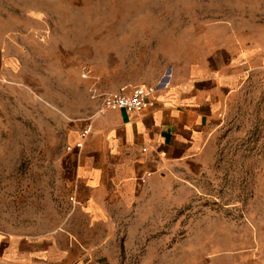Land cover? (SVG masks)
I'll use <instances>...</instances> for the list:
<instances>
[{
	"label": "rangeland",
	"instance_id": "rangeland-1",
	"mask_svg": "<svg viewBox=\"0 0 264 264\" xmlns=\"http://www.w3.org/2000/svg\"><path fill=\"white\" fill-rule=\"evenodd\" d=\"M212 59L233 80L181 203L126 223L104 244L114 260L79 247L81 259L0 264H264V0H0V231L31 243L58 231L71 139L102 75L144 84Z\"/></svg>",
	"mask_w": 264,
	"mask_h": 264
},
{
	"label": "crops",
	"instance_id": "crops-1",
	"mask_svg": "<svg viewBox=\"0 0 264 264\" xmlns=\"http://www.w3.org/2000/svg\"><path fill=\"white\" fill-rule=\"evenodd\" d=\"M213 65V59L206 67L192 64L183 74L144 83L154 91L150 104L138 113L99 110L100 100H95L97 109L71 139L73 172L58 231L33 243L0 231V260L21 263L33 258L48 263L68 259L72 249L78 252L75 259H81L84 249L102 252L89 259L114 260L117 248L106 252L104 244H117L126 223L147 216L157 205L181 203V196L193 187L192 179L209 163V136L231 89L233 78L225 73V67L230 68ZM119 76L102 75L110 79L104 92L130 93L143 84ZM86 127L89 133L80 139ZM147 171L151 174L142 182ZM61 234L68 248L59 243ZM74 243L76 247L70 246Z\"/></svg>",
	"mask_w": 264,
	"mask_h": 264
},
{
	"label": "built area",
	"instance_id": "built-area-1",
	"mask_svg": "<svg viewBox=\"0 0 264 264\" xmlns=\"http://www.w3.org/2000/svg\"><path fill=\"white\" fill-rule=\"evenodd\" d=\"M83 77H87L85 72L82 73ZM154 91L153 86L139 85L133 88L130 93L123 91H108L97 92L93 90L91 93L92 98L100 100V109H123L129 113H138L150 104L149 95ZM89 133V127L83 128L79 133L80 139L86 137ZM79 145V144H77ZM151 172L147 171L141 176V181L144 182L145 178Z\"/></svg>",
	"mask_w": 264,
	"mask_h": 264
}]
</instances>
